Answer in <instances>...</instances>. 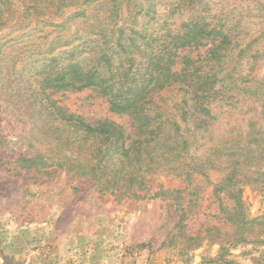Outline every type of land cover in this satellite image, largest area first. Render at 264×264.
Wrapping results in <instances>:
<instances>
[{
  "label": "trees",
  "instance_id": "1",
  "mask_svg": "<svg viewBox=\"0 0 264 264\" xmlns=\"http://www.w3.org/2000/svg\"><path fill=\"white\" fill-rule=\"evenodd\" d=\"M19 1L23 10L12 13L24 31L0 46V93L31 121L27 151L36 153L19 158L27 171L61 170L116 201L195 197L192 204L208 186L228 203L220 215L236 228L235 242L264 244V216L251 218L243 199L245 187L264 190V75L256 74L264 0H76L62 23L45 19L47 11L54 21L64 15L61 0L43 10L37 0ZM75 21L84 35H67ZM48 27L64 35L36 38ZM17 40L40 57L25 66L15 92L3 69ZM83 91L129 117L132 131L88 121L52 98ZM172 91L179 101L170 104L162 94ZM158 176L187 188L155 185Z\"/></svg>",
  "mask_w": 264,
  "mask_h": 264
},
{
  "label": "rangeland",
  "instance_id": "2",
  "mask_svg": "<svg viewBox=\"0 0 264 264\" xmlns=\"http://www.w3.org/2000/svg\"><path fill=\"white\" fill-rule=\"evenodd\" d=\"M61 1L66 5L64 15L54 21L47 11V21L62 23L78 2ZM37 3L42 10L49 5L48 0ZM17 10H23L19 0H0V46L8 36L24 31L25 25L12 13ZM54 29L48 27L36 38L48 36L46 41H51L64 35L53 33ZM83 29L81 21H75L67 35H84ZM30 40L41 42L34 36ZM25 41H15L16 47L4 62L3 73L15 92L22 85L25 66L33 56L40 57L30 49L23 53ZM256 74L264 75V62ZM14 94L11 103L17 105ZM162 95L170 104L179 101L176 91ZM52 98L88 121L109 120L132 131L130 118L112 114L92 91ZM8 99L0 93V264H264V244L254 236L250 243L235 242L239 237L236 228L220 215V207L228 203L213 197L208 186L192 204L189 201L195 197L179 204L167 198L116 201L61 170L47 176L27 171L19 158L36 153L27 151L31 121L17 117ZM154 184L187 188L181 180L167 176L156 177ZM243 199L251 218L264 216V190L245 187ZM184 208L188 213L181 221Z\"/></svg>",
  "mask_w": 264,
  "mask_h": 264
}]
</instances>
